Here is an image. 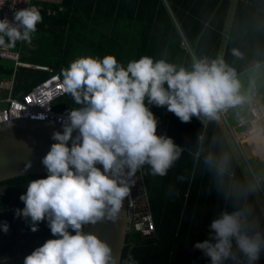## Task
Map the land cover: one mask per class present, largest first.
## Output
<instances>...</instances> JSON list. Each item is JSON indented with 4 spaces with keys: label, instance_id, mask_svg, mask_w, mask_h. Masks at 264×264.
<instances>
[{
    "label": "clouds",
    "instance_id": "9594fccd",
    "mask_svg": "<svg viewBox=\"0 0 264 264\" xmlns=\"http://www.w3.org/2000/svg\"><path fill=\"white\" fill-rule=\"evenodd\" d=\"M42 22L34 5L16 10L11 21L0 19V47L31 43ZM22 61L30 63L23 55ZM60 76L64 94L79 107L61 117L62 132L52 133L56 142L42 158L47 176L28 183L19 197L25 206L15 212L30 218L33 232L47 221L56 238L33 250L23 264H118L111 247L83 227L120 219L133 178L144 165L162 177L179 159L182 149L157 134L158 119L150 106H166L184 123L193 117L219 120L221 112L245 101L241 82L222 57L195 60L187 70L147 55L126 66L114 55H84L62 68ZM206 163L212 164V157ZM0 230L7 233V222ZM194 247L211 264H242L241 255L246 264H255L264 250V234L254 230L244 210H225L211 221L210 238Z\"/></svg>",
    "mask_w": 264,
    "mask_h": 264
},
{
    "label": "trees",
    "instance_id": "16d2710c",
    "mask_svg": "<svg viewBox=\"0 0 264 264\" xmlns=\"http://www.w3.org/2000/svg\"><path fill=\"white\" fill-rule=\"evenodd\" d=\"M41 4L58 14L41 13L43 22L37 26L31 43L17 42L15 47L23 60L53 67L60 73L73 61L74 46L101 58L114 55L125 66L130 60L147 55L191 70L195 60L216 59L222 53L231 2L60 0ZM185 42L190 51L184 47ZM257 43L263 47L262 52L257 51ZM223 59L237 75L264 63V16L243 1L236 7ZM7 70L5 77H11L13 67ZM17 77L15 97L30 92L36 81L49 76L42 71L21 69ZM70 98L69 104L79 107ZM150 109L158 119L157 134L172 138L182 151L165 176L152 175L147 164L136 173L143 175L157 232L151 238L140 232L129 233L122 264H211L210 258L194 244L210 238L211 221L225 210H244L254 230L264 234L263 208L218 121L193 117L184 123L166 106L153 105ZM209 157L212 164L206 163ZM222 158H226V163ZM46 176L28 175L0 183V189H5L0 195V206L23 209L25 205L19 197L26 193L28 183ZM261 185L264 191V179ZM21 220V237L30 254L48 239L56 238L47 221L39 223V230L33 232L30 218ZM84 228L85 225L83 231ZM239 259L246 264L242 255ZM225 264L235 262L227 260ZM255 264H264V250Z\"/></svg>",
    "mask_w": 264,
    "mask_h": 264
},
{
    "label": "built area",
    "instance_id": "2783aa9c",
    "mask_svg": "<svg viewBox=\"0 0 264 264\" xmlns=\"http://www.w3.org/2000/svg\"><path fill=\"white\" fill-rule=\"evenodd\" d=\"M43 1L45 0H5L3 6L0 7V19L7 17L11 21L16 10L33 5L38 7L41 13L46 12L49 16H56L58 12L45 7L41 4ZM184 45L190 50L187 42ZM0 60L12 62L16 70L18 68H29L50 73L49 77L42 80L29 93L19 99L13 95L15 85L0 82L1 89L8 85V97L6 99L0 98V126L19 120L61 125V117L66 119L67 113L73 107H59L61 100L68 96L62 90L60 73L49 67L23 62L22 55L16 47H0ZM221 114L224 116V112H221ZM252 114L255 124L264 120V108L261 105L255 104ZM136 178L137 176L135 175L133 178L135 183L131 188L130 198L127 199L130 213L129 233L140 232L145 238H151L157 232L153 210L149 197L146 195L148 193L144 189L143 177L140 176L142 187L137 183ZM12 211H15V209L12 208ZM21 244H24V241Z\"/></svg>",
    "mask_w": 264,
    "mask_h": 264
},
{
    "label": "water",
    "instance_id": "95a60500",
    "mask_svg": "<svg viewBox=\"0 0 264 264\" xmlns=\"http://www.w3.org/2000/svg\"><path fill=\"white\" fill-rule=\"evenodd\" d=\"M61 131L57 123L19 120L0 126V183L28 175L47 174L42 158L48 153L54 141L52 133ZM75 135V133L73 134ZM70 146V142H69ZM31 163L30 168L26 165ZM128 201H124V211L116 222L107 219L96 224L85 225L86 234H95L112 249V255L122 264L129 233Z\"/></svg>",
    "mask_w": 264,
    "mask_h": 264
},
{
    "label": "rangeland",
    "instance_id": "374dc122",
    "mask_svg": "<svg viewBox=\"0 0 264 264\" xmlns=\"http://www.w3.org/2000/svg\"><path fill=\"white\" fill-rule=\"evenodd\" d=\"M96 44L97 40L94 46ZM71 52L73 60L80 56L93 55L91 51L76 46ZM237 76L241 82V94L245 96V101L234 108H229L224 116L220 113V119L217 121L225 132L238 166L242 168L264 211V191L261 185L264 179V120L255 124L251 112L254 102L264 108V67ZM246 127L248 130H245ZM261 140L263 143L257 145ZM136 180L140 184V175ZM140 186L142 187V184ZM146 195L149 197V194Z\"/></svg>",
    "mask_w": 264,
    "mask_h": 264
},
{
    "label": "crops",
    "instance_id": "0c3cea01",
    "mask_svg": "<svg viewBox=\"0 0 264 264\" xmlns=\"http://www.w3.org/2000/svg\"><path fill=\"white\" fill-rule=\"evenodd\" d=\"M45 1L54 2V3L60 2V0H45ZM229 1L231 2L230 9H229V16L230 17H229L227 25H226V30L224 31V39L222 41V53L219 55V57H222V58L224 57V51H225V48H226L227 43H228V34L230 31L231 22H232V19L234 17V13H235L236 7L238 6L239 1H243L245 3H248L249 5L257 8L258 11L260 12V14L262 16H264V0H229ZM248 19H250V18H248ZM254 20H257V19L255 18ZM184 47L186 48L185 45H184ZM257 51H260V52L263 51V47H261V45L259 43H257ZM7 67H11V69L13 67V72H12L11 77H5V71H8ZM42 67H46V66H42ZM259 67H264V63L259 64L256 67H253L251 70H254V69L259 68ZM49 68L54 69L53 67H49ZM18 73H19V69L16 70L15 65L12 62H0V82H3L5 84H9V85L13 84L16 87L17 80H18V77H17ZM44 73H46L47 76H50V73H47V72H44ZM45 78H47V77H45ZM41 81H42V79L36 81L34 86L39 84ZM29 84H32V81ZM7 87H8V85H5L4 87H2V89L0 87V98L1 99H6L8 97ZM27 93H29V92H26L24 95H26ZM15 94L16 93L14 91L13 95L15 96ZM24 95H19L16 98L17 99L22 98ZM70 97L71 96L68 95V97H65L63 100H61V102L59 103V107H61V108H65V107L75 108V107H77V106L69 104L71 101ZM255 103L256 102L253 103V107L255 106ZM251 112H252V110H251ZM224 113H226V112L224 111ZM251 121H252V119H251ZM250 125H251V123H250ZM219 126H220L224 136L226 137L225 132L223 131L221 125H219ZM245 130H248V127H246ZM200 139L202 140L203 136H201ZM260 142L263 143V140L259 141L257 143V145H260ZM140 174H142V172ZM4 192H5V189H2V187H1L0 195ZM15 212H16V210L12 211V207H7L5 209V208H2L0 206V224L7 222V224L9 225V230L7 231V233L0 230V264H23L25 257L30 255V252L25 249L26 243H25L24 239L21 237V231H22V224H21L22 220H21V218H22V216L17 217ZM21 240L24 241V244H21L22 243Z\"/></svg>",
    "mask_w": 264,
    "mask_h": 264
}]
</instances>
